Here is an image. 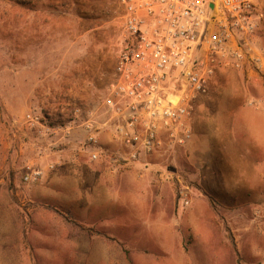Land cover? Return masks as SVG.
Here are the masks:
<instances>
[{"label": "rangeland", "instance_id": "rangeland-1", "mask_svg": "<svg viewBox=\"0 0 264 264\" xmlns=\"http://www.w3.org/2000/svg\"><path fill=\"white\" fill-rule=\"evenodd\" d=\"M123 44L119 0H0V264H264V217L205 214L204 192L174 161L179 148L134 163L118 143L105 148L103 164L141 165L143 183L114 184L100 217L89 182L43 199L24 182L28 167L46 166L44 153L90 156L83 123L91 110L105 121L100 103ZM256 44L264 49L259 36ZM41 124L57 133L41 134ZM150 157L164 163L149 169Z\"/></svg>", "mask_w": 264, "mask_h": 264}, {"label": "built area", "instance_id": "built-area-1", "mask_svg": "<svg viewBox=\"0 0 264 264\" xmlns=\"http://www.w3.org/2000/svg\"><path fill=\"white\" fill-rule=\"evenodd\" d=\"M119 3L124 44L100 103L105 121H100L99 110H91L83 123L93 161L107 157L101 142L105 131L121 146L125 163L186 146L193 137L195 102L207 93L220 66L254 72L264 81V49L256 44L264 25V0ZM75 112L79 115L82 109ZM27 122L31 128L41 123L32 114ZM42 127L41 134L57 133ZM42 176L41 169L28 167L23 180L35 183ZM181 200L190 203L184 193Z\"/></svg>", "mask_w": 264, "mask_h": 264}, {"label": "crops", "instance_id": "crops-1", "mask_svg": "<svg viewBox=\"0 0 264 264\" xmlns=\"http://www.w3.org/2000/svg\"><path fill=\"white\" fill-rule=\"evenodd\" d=\"M259 41L264 45V25ZM190 125L192 140L177 149L173 158L183 159L186 176L204 192L205 214L242 223L264 217V81L254 72L216 68L207 93L195 102ZM101 142L104 148L117 144L110 131L102 133ZM44 155L43 176L34 183L40 188L41 199L52 197L53 189L67 182H89L96 198L91 212L94 208L99 217L110 213L106 200L111 202L114 184L143 183L136 178L141 168L138 164L106 166L91 160L87 153ZM150 160L149 169L164 163L158 157ZM163 184L156 182V186Z\"/></svg>", "mask_w": 264, "mask_h": 264}, {"label": "water", "instance_id": "water-1", "mask_svg": "<svg viewBox=\"0 0 264 264\" xmlns=\"http://www.w3.org/2000/svg\"><path fill=\"white\" fill-rule=\"evenodd\" d=\"M213 7V5H211V8Z\"/></svg>", "mask_w": 264, "mask_h": 264}]
</instances>
